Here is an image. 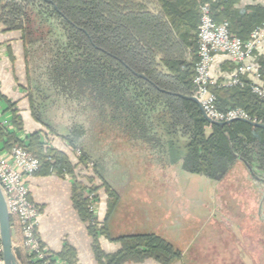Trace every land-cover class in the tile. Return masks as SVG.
<instances>
[{
    "label": "trees",
    "instance_id": "obj_1",
    "mask_svg": "<svg viewBox=\"0 0 264 264\" xmlns=\"http://www.w3.org/2000/svg\"><path fill=\"white\" fill-rule=\"evenodd\" d=\"M204 3L210 4L213 19L221 23L214 16L212 0H0V33L19 30L24 21L34 22L39 34L29 39L25 35L24 48L28 54L35 43L42 45L41 83L87 112L93 127L113 139L148 147L169 163L181 162L185 171L215 181L223 180L239 157L264 175L263 128L235 120L224 126L211 125L207 133L210 124L200 106L184 97L195 91L199 8ZM222 22L229 24L232 36L243 41L264 25L263 21L240 35L229 21ZM185 24L191 33L183 29ZM213 91L219 110L241 108L249 119L264 123V100L252 92L247 80L240 85H219ZM28 98L33 117L43 122L36 114L32 90ZM85 133L83 123L76 121L66 137L82 150L79 164L74 165L65 154L46 146L42 133L30 134L27 142L17 141L0 125V140L6 137V145L9 141L23 145L40 160L37 173L45 170L73 180V198L88 224L99 264L184 262L183 251L158 234L121 237V248L114 254L101 249L99 238L107 234L106 227L97 226L84 197L86 184L76 172L78 166L91 161L83 147ZM181 138L187 139L183 150ZM93 173L88 176L91 187L100 188L95 184L98 178L108 193L100 163H94ZM117 200V194L109 192L108 214ZM60 256L75 264L68 250Z\"/></svg>",
    "mask_w": 264,
    "mask_h": 264
},
{
    "label": "crops",
    "instance_id": "obj_2",
    "mask_svg": "<svg viewBox=\"0 0 264 264\" xmlns=\"http://www.w3.org/2000/svg\"><path fill=\"white\" fill-rule=\"evenodd\" d=\"M212 1L216 19L221 22L229 21L237 34H248L255 25L264 21V0ZM183 29L191 33L190 26L185 24ZM247 62L255 70L264 73V39ZM234 67L228 54L217 53L210 69L211 77L217 82H225L232 76ZM28 93L20 34L7 32L0 37V121L4 125L0 124L1 127L5 133L13 135L14 140L23 142H27L30 134L40 132L50 140V146L65 154L74 165H78L75 150L66 141L70 130L51 132L46 123L37 121L29 107ZM4 140H7L6 137L0 140V149L6 151L10 148V141L6 145ZM118 143L129 145L124 140ZM135 147L140 148L138 152L141 155L137 154L141 166L140 169H135L132 179H122L124 165L120 164L119 156L112 164V170L104 171L103 176L109 188L108 193L104 188L100 191L99 217L107 234L100 236V247L106 254H114L121 248V237L158 234L174 245L177 243L179 246H175L183 251L184 259L187 248L194 243L191 239L195 237L190 235L189 215H184V211L188 213L190 207H174V197L183 199L184 192H189L188 185L193 181L209 187L212 182L185 171L181 162L169 163L148 147ZM76 172L86 174L81 166H78ZM242 175L245 176L244 173ZM242 175H237L235 179L238 180ZM88 176H92V173ZM26 180L30 197L41 211L38 234L51 252L62 260L60 255L68 250L75 264H99L88 225L79 214L73 198V180L70 176L61 177L44 170ZM81 181L85 182L83 178ZM99 183L101 184L100 181ZM251 188L262 195L260 207H264V185L253 180ZM109 192L116 193L118 200L108 214ZM142 202L147 203L146 207L140 206ZM181 204L179 205L183 206L184 202ZM124 264L159 263L146 260Z\"/></svg>",
    "mask_w": 264,
    "mask_h": 264
},
{
    "label": "rangeland",
    "instance_id": "obj_3",
    "mask_svg": "<svg viewBox=\"0 0 264 264\" xmlns=\"http://www.w3.org/2000/svg\"><path fill=\"white\" fill-rule=\"evenodd\" d=\"M2 29L3 25L0 23V31ZM28 29L31 30V34L28 33L30 31ZM39 31V27L36 28L34 22L28 21H24L19 30L10 31L20 34L22 54L25 60L26 90L29 93L32 90V93H34L36 114L50 127L51 132L71 130L76 121L83 123L86 131L84 135L86 146L83 147L91 155V161H88L85 164L86 166L80 165L81 170H84L86 174L80 173L79 178H83L86 184L84 197L88 201V209L90 195H94L92 200L97 202V226L100 228L104 225L99 217L100 191L104 187L99 183V181L101 183L102 181L97 178L95 184L101 186L97 190L93 189L88 174H95L93 168L96 162L101 164L104 174L109 169L112 170L111 168L114 166L112 164L116 159L118 160L119 156V159H121L120 164L124 165L123 178H121L125 180L132 179L135 175V169H140L141 166L139 163L141 160L138 156L140 148L135 147L137 146L135 143L128 141V146L126 143V145L119 144L118 141H123V139H113L106 133H102L98 128H94L92 118L88 116L87 112H81L74 104L65 101L41 83L39 73H41L42 45L38 42L35 43L28 54L27 47L24 48L25 35L28 36V39L34 36L37 37ZM6 33H0V37ZM22 35L24 40H22ZM210 131L211 125L207 128V133H210ZM42 138L46 146L51 145L50 140L45 135H42ZM9 143L10 147L17 144L15 142ZM68 144L74 148L73 145ZM186 144L187 139L181 138L180 146L182 150L185 149ZM74 150L79 164L82 150L77 148H74ZM161 160L164 159L161 158ZM245 162L240 157L237 158L232 170L221 181L211 180L203 174L190 173L193 176L209 179L213 187L193 181L188 185L189 192H184L183 199L174 197V207H190L188 213L184 211V215H189L190 235L193 238L195 237L191 239L194 240V243H191L185 252L184 262H178L177 264H264V207H260L263 199L261 194H257L251 188L253 177ZM251 167L255 174L253 176L264 178L259 170H256L252 165ZM239 174L242 177L236 180L235 178ZM182 201L184 205L180 206L179 204ZM146 204L142 202L140 206L146 207ZM16 227L18 234H20L19 225L16 224ZM175 245L179 246L177 243ZM24 258L27 260L26 257H23V260ZM62 260L68 263L65 259Z\"/></svg>",
    "mask_w": 264,
    "mask_h": 264
},
{
    "label": "built area",
    "instance_id": "obj_4",
    "mask_svg": "<svg viewBox=\"0 0 264 264\" xmlns=\"http://www.w3.org/2000/svg\"><path fill=\"white\" fill-rule=\"evenodd\" d=\"M199 9L198 61L193 79L194 93L202 109L216 121L249 119L248 113L241 108L219 110L213 89L219 85H240L247 80L252 92L264 100V78L260 71L247 62L264 39V25L255 28L250 38L243 41L231 35L227 22L218 23L213 19L209 3L200 5ZM217 53L228 54L235 66L230 79L221 84L212 79L210 74ZM0 124L3 125L1 121ZM40 166V160L23 145H13L6 151L0 149V186L12 218L14 244L20 247L22 256L27 258H24V264H67L51 252L37 231L41 211L30 197L26 179L36 174ZM93 196L90 195L89 209L97 222V202L92 200ZM16 224L19 225L20 234ZM0 264H4L1 234Z\"/></svg>",
    "mask_w": 264,
    "mask_h": 264
},
{
    "label": "water",
    "instance_id": "obj_5",
    "mask_svg": "<svg viewBox=\"0 0 264 264\" xmlns=\"http://www.w3.org/2000/svg\"><path fill=\"white\" fill-rule=\"evenodd\" d=\"M82 30H84V29H82ZM136 74L142 78H145L144 74H139V73H136ZM180 96H183V95L180 94ZM184 97L196 102L200 106L205 119L209 122L210 125L224 126V125H227V124H229L235 120H240V121H244L246 123H249L253 126L264 129V123H261V122L255 121V120H251L248 118H237V119L228 120V121H216V120L210 118L209 115L202 109L200 101H199V99L195 93H193L191 96H184ZM245 164L247 165L251 174L255 175L251 165L247 162H245ZM255 178L264 183L263 178H261L259 176H255ZM0 234H1V240H2V245H3L4 264H24L21 249L19 246L14 244L15 231L12 227V218H11V215L9 213L7 202H6V199H5V196H4V193L2 191L1 186H0Z\"/></svg>",
    "mask_w": 264,
    "mask_h": 264
},
{
    "label": "flooded vegetation",
    "instance_id": "obj_6",
    "mask_svg": "<svg viewBox=\"0 0 264 264\" xmlns=\"http://www.w3.org/2000/svg\"><path fill=\"white\" fill-rule=\"evenodd\" d=\"M252 177H253V180H254L255 183H259V184H263V185H264V183L261 182V181H259V180H257V179L255 178V176L252 175ZM262 178H263V177H262ZM263 179H264V178H263Z\"/></svg>",
    "mask_w": 264,
    "mask_h": 264
}]
</instances>
